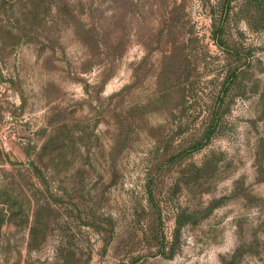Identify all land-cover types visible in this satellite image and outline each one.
<instances>
[{
    "label": "rangeland",
    "instance_id": "rangeland-1",
    "mask_svg": "<svg viewBox=\"0 0 264 264\" xmlns=\"http://www.w3.org/2000/svg\"><path fill=\"white\" fill-rule=\"evenodd\" d=\"M0 264H264V0H0Z\"/></svg>",
    "mask_w": 264,
    "mask_h": 264
}]
</instances>
